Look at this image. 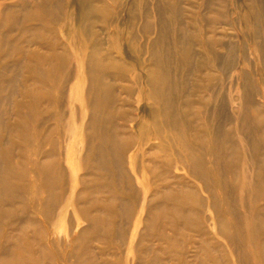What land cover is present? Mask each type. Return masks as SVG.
I'll list each match as a JSON object with an SVG mask.
<instances>
[{"label":"bare ground","instance_id":"1","mask_svg":"<svg viewBox=\"0 0 264 264\" xmlns=\"http://www.w3.org/2000/svg\"><path fill=\"white\" fill-rule=\"evenodd\" d=\"M183 1L0 0V264H264V4Z\"/></svg>","mask_w":264,"mask_h":264},{"label":"rangeland","instance_id":"2","mask_svg":"<svg viewBox=\"0 0 264 264\" xmlns=\"http://www.w3.org/2000/svg\"><path fill=\"white\" fill-rule=\"evenodd\" d=\"M124 4L129 6L130 4H133L134 0H123ZM129 1V2H128ZM148 1V3L152 6L155 2V0H146ZM200 0H184L182 2L183 7L185 8L186 12L192 14V12L194 11V9L199 7V11L200 12H205L207 11V9H209L208 7H206L205 5H201L199 3ZM231 2L229 3L228 9H227V16L231 22L233 24H230L227 19H225L223 22H218L217 25L214 26V31L216 32L217 35H221L224 36V39L230 41V42H241L243 39V35H244V31L246 29V21L245 18L248 15V6L250 3V0H230ZM261 3L264 4V0H261ZM205 4V3H204ZM197 6V7H195ZM212 14L215 15V13H224L223 11V6L220 4H216L214 5L212 8ZM123 16H126L127 13L126 11L123 10ZM225 34V35H223ZM251 45V43H250ZM250 45L247 46V50L250 51ZM250 59L254 62L256 60V57L251 53L250 55ZM261 88L264 90V84H261ZM139 208L137 210V212L133 213V217L130 220V224L128 221H125V224L127 225V239L130 237L131 234V230H132V223L133 220H135L138 215H139ZM208 213V212H207ZM76 216L74 213H70L69 216H67V221L65 223V228L62 232V234H58L59 236H61V238H65V235L67 233V230L69 229V224L70 222H76ZM84 223V222H83ZM85 224V223H84ZM212 226V225H211ZM188 241V249L187 252L189 251L190 254H193L194 249L191 243H189L190 241ZM154 244L156 246H158V241L157 240H153ZM120 251L123 253V256L127 255L130 252L129 249V245L128 242L125 241V243H121V247H120ZM190 259H192V257L190 256Z\"/></svg>","mask_w":264,"mask_h":264}]
</instances>
